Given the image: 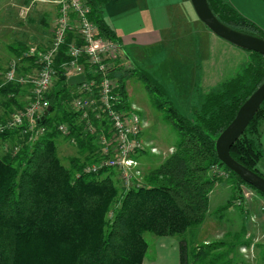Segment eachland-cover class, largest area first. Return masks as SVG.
Listing matches in <instances>:
<instances>
[{"label": "trees", "instance_id": "trees-1", "mask_svg": "<svg viewBox=\"0 0 264 264\" xmlns=\"http://www.w3.org/2000/svg\"><path fill=\"white\" fill-rule=\"evenodd\" d=\"M84 1L98 36L116 41L115 31L104 16L110 0ZM208 4L224 25L264 39V30L226 0H208ZM77 37L69 32L59 47L54 64L58 80L46 96L52 111L37 122V128H45V133L32 139L23 128L0 132V146L8 145L7 151L5 147L3 153L0 151V264H143L149 248L144 234L175 237L201 226L209 212L210 194L222 179H228L233 191L224 208L243 197V187L264 198L228 169L216 151L218 137L264 83L263 55L247 51L249 60L234 76L210 92L196 91L198 101L191 115L174 106L165 87L151 76L135 69L125 71L117 89L123 107L130 106L125 81L128 76L137 77L152 95L155 108L166 114L165 120L174 127L178 140L172 154L145 176L142 187L122 190L111 175L115 170L92 171L104 159L97 143L100 133L88 131L87 123L72 107L74 86L68 85L62 67L70 61L68 50ZM30 49L15 50L22 62L19 67L16 64L20 77L31 78L39 69L35 58L26 57ZM27 87L31 84L5 81L0 86L4 109L0 124L17 107H24L20 98ZM92 121L100 128L96 119ZM263 122L264 103L231 148L237 162L262 177ZM62 125L69 134L60 132ZM103 125V134L108 135L109 127ZM61 138L79 149L80 156L70 158V166L64 165L59 154ZM214 167L224 171L227 178L214 174ZM180 245V264H189L187 244L182 241ZM202 250L197 255L193 251L194 261L209 258L217 245L204 244Z\"/></svg>", "mask_w": 264, "mask_h": 264}, {"label": "crops", "instance_id": "crops-1", "mask_svg": "<svg viewBox=\"0 0 264 264\" xmlns=\"http://www.w3.org/2000/svg\"><path fill=\"white\" fill-rule=\"evenodd\" d=\"M226 1H231L234 6L230 4L237 11L264 30V2L262 0ZM25 7L29 8V12L25 18H22L19 13ZM57 15L58 7L55 0H0V47H6L14 56H17L15 50L21 48L24 50L25 47L48 48L53 40L54 22ZM104 16L115 31L116 41L123 56L117 61V67L121 62L124 65L123 68L145 72L161 84H166L162 69L165 67L171 69L174 66L171 64V57L179 56L178 58L191 63L193 79L197 74L202 73L204 81L211 83L216 80V75H218V78L221 77L219 80L222 81L221 84L229 79L222 78L228 72L224 68L235 67L231 71L238 72L250 58L246 50L214 35L199 20L190 0H110L105 6ZM9 40L11 43H8ZM1 48V65H6L8 61L5 62L2 58L8 57L4 53L1 55V50L4 49ZM237 62L241 64L240 68L236 66ZM118 69L121 70L119 67ZM29 74L31 75V73L27 75ZM131 79L133 78L128 81ZM2 84L4 81L2 82L0 78V86ZM197 88L194 81V92ZM126 90L129 102H131L127 85ZM21 95L20 102L24 106L30 98L31 91L23 92ZM261 140L264 149V122ZM260 164L263 165L262 170L264 171V158ZM217 187L218 185L215 186V188ZM257 199L261 198L257 197ZM248 204L250 213L241 216V229L246 230L244 235L248 244H242L237 248L240 249L239 257L233 258L231 264H243V249L249 250L254 246L259 257L251 260L250 263L264 264V241H262L264 238V214L260 211V204L256 206H251L252 203ZM253 217L256 220L252 221ZM210 230L212 229L210 228ZM228 234L226 232L224 236ZM250 236L256 237L254 243H252V239L248 238ZM202 240L204 244L209 245L210 238L199 241ZM216 245L218 253H221V250L227 246L229 247V245ZM169 254L170 257L164 258L162 255L153 263H147V258L143 264H180L178 253L176 255L173 251H169ZM227 264H230L229 260Z\"/></svg>", "mask_w": 264, "mask_h": 264}, {"label": "built area", "instance_id": "built-area-1", "mask_svg": "<svg viewBox=\"0 0 264 264\" xmlns=\"http://www.w3.org/2000/svg\"><path fill=\"white\" fill-rule=\"evenodd\" d=\"M55 3L58 7V15L54 22L51 45L43 50L32 48L26 53V57L36 59L39 69L31 78L17 77V63L13 62L4 74L5 83L18 82L23 86L31 84V95L22 109L9 113L5 123L0 124V132L23 128V133L32 134V139L45 133V128H37V122L50 107L46 96L58 80V73L54 67L56 57L59 47L66 42L68 33H75L78 37L70 44L68 50L70 61L63 65L62 70L67 78L85 74L86 80L71 90L72 107L80 113L82 120L87 123L86 129L91 133H99V128L93 125L92 119H96L105 129L103 123L109 127L108 135H99L101 136L100 148L102 153L106 154L111 147V152L113 148L119 155L111 161L103 159L98 165L92 167V171L103 168L117 169L127 190L131 189L133 184L140 188L145 183L144 180L138 181L143 179L139 157L147 147L141 136L148 127V122L135 107H123L121 102L122 98L117 91L118 85L113 80L112 73L115 62L121 58L119 44L98 36L97 26L88 17L90 7L84 0H55ZM28 12V7L23 8L21 17L25 18ZM80 59L83 61L80 62ZM97 76L100 78L98 79ZM2 113L4 109L0 104V114ZM105 129H102L103 133ZM59 130L63 134H69L63 125L59 127ZM110 138L113 139V143ZM151 152L158 154L159 151L153 147ZM212 171L222 177L226 176L219 167L212 168ZM245 189L249 188L243 187V197L238 200V203H242L245 198L251 200L254 196L255 191ZM260 211L264 214V201L261 203Z\"/></svg>", "mask_w": 264, "mask_h": 264}, {"label": "rangeland", "instance_id": "rangeland-1", "mask_svg": "<svg viewBox=\"0 0 264 264\" xmlns=\"http://www.w3.org/2000/svg\"><path fill=\"white\" fill-rule=\"evenodd\" d=\"M234 2L236 0H233ZM233 5L231 1H228ZM234 6V5H233ZM20 15V13H19ZM1 26V25H0ZM117 42V41H116ZM8 43H11L9 40ZM119 46V45H118ZM1 48V47H0ZM4 48V49H3ZM1 49V55L4 53L6 57L8 58H2L8 63L6 65L2 64V60H0V78L4 79V74L7 72L8 68L10 67L11 63L16 62L18 67L22 64L20 63V59L17 58V56H14V54L8 50L6 47H3ZM120 55L121 58H123L121 49L119 46ZM11 57V59H10ZM176 57H171V64L174 65L173 68L165 67L163 68V76L166 84L164 85L167 90V98L173 102V105L176 106L178 109H180L182 112H184L186 115H191L193 110V105L197 103V95L193 97L194 94L198 93H207L212 90L213 88H217L221 84L222 81H219L220 78H218V75H216V80L211 83H206L204 81V75L202 73H199L196 75V78L193 79V75L191 73L192 67L191 63L186 62L184 59ZM227 57V55H226ZM9 59V60H7ZM3 60V61H4ZM222 63H224L222 61ZM237 67L240 68V63H236ZM178 65V66H176ZM5 66V67H4ZM27 66V64H25ZM114 70H112L113 73V80L119 85V81L123 80V73L125 71H130V69L123 68L124 65L120 62L118 65L120 69L117 67V62H115ZM187 67H189L187 69ZM235 67H226L224 70L228 71L226 72L222 78H230L231 76H234L237 72L231 71ZM238 68V69H239ZM237 69V70H238ZM172 70V72H171ZM204 71V70H203ZM239 71V70H238ZM126 72V73H127ZM236 72V73H235ZM22 74V73H21ZM16 76L20 77L21 75L18 73V70L16 71ZM131 79L128 81V79ZM194 81L197 84V92H194L193 90V83ZM216 82V83H214ZM127 85V89L129 92V98H130V106L129 108H136L137 111L140 113V115L145 119L146 122H148V128L145 132L142 133L141 139L144 141L145 144H147L145 152L139 157V161L141 163L142 168V178L138 179L144 180L145 176L151 172L153 169L157 168L163 161H165L174 150V146L177 143L178 136L174 129V127L168 123L165 120L166 114L163 111H159L155 108L153 104V98L152 95L148 92L147 87L145 83L141 80H139L137 77H130L125 81ZM220 83V84H219ZM204 88V90H203ZM30 91V88L27 87L26 92ZM2 98H0L1 101ZM135 104L136 106L132 105ZM25 106V105H24ZM22 109V108H21ZM99 133L102 135L103 131L100 128L98 129ZM101 137V136H100ZM98 137V139H100ZM97 139V143L100 142V140ZM111 142L113 143V139L110 138ZM117 143V140H116ZM113 145V144H111ZM6 148H8V145H1L0 151L3 153ZM157 148L158 154H153L151 152V148ZM58 149L61 159L63 160L64 165H69V159L72 157L80 156L79 149L77 146L70 141L61 140L59 139L58 142ZM104 160L111 161L115 157H119L118 152L116 150H113L111 152V147L108 150V153L104 154ZM261 163V162H260ZM259 163V170L264 176V171L262 170L263 165ZM89 168H85V172L89 173L90 171H87ZM114 171V169H113ZM114 174H111L113 176V179L116 180L118 183V187H120L122 190L126 189V185L123 182L122 178L120 177V173L117 169H115ZM223 178H227L226 176H223ZM223 181L221 183H218V187L213 190V192L210 194V205H209V212L207 213V217L205 222L199 226L191 228L185 235L182 236H175V237H158L155 236L152 233H145L144 238L149 244L148 252H147V263H153L155 260L160 257L164 256V258L170 257L169 251H173L176 255L177 253L180 255V244L183 241L185 244H187V257L189 264H227V261L229 260L230 264L233 258L239 257V248L240 245H242L243 241H246L244 231L245 229H241V221H242V214L250 213V207L248 203H252V205H258L264 201V198H262L260 195H258L256 192L254 193V196H252L251 200H248L247 198L243 199L242 203H238V200L235 201L232 207L224 208L232 199L233 197V191L232 186L227 182L228 179H222ZM138 183V182H137ZM145 183V182H144ZM130 188H137L134 184ZM246 191H250L249 189H245ZM245 191V192H246ZM261 198L260 200L257 199ZM242 199V198H241ZM252 201V202H251ZM243 207L242 209L240 207ZM259 207V206H258ZM241 212V213H240ZM256 220L255 217H253L252 221ZM210 228L212 230H210ZM215 231L217 232L215 234ZM228 232L229 234L224 236V233ZM246 233V232H245ZM213 235V236H212ZM204 238H210L209 244H218V245H224L227 246V248L221 250V253L212 252L211 256L208 258L204 257L203 259H199L194 261L193 257V251L195 250L196 255L200 253L203 248V240L199 241ZM249 239H252V243L256 241L255 236L248 237ZM245 239V240H244ZM264 241V238L262 239ZM261 241V242H262ZM251 248V249H250ZM249 250L246 248L243 249L242 259L243 264H251V260L259 257L256 253V248L254 246L250 247ZM204 252L206 250L204 249ZM208 253V252H207ZM233 254V256H232ZM197 258V257H196ZM210 260H212V263H210Z\"/></svg>", "mask_w": 264, "mask_h": 264}, {"label": "water", "instance_id": "water-1", "mask_svg": "<svg viewBox=\"0 0 264 264\" xmlns=\"http://www.w3.org/2000/svg\"><path fill=\"white\" fill-rule=\"evenodd\" d=\"M199 20L216 36L246 51L264 56V39L235 31L224 25L211 10L208 0H190ZM85 74L71 76L67 79L69 86H78L85 82ZM264 103V83L242 105L232 123L216 140V151L219 160L245 183L264 194V177L241 165L231 156L232 146L245 133L250 122ZM52 107L44 113L42 120L49 115Z\"/></svg>", "mask_w": 264, "mask_h": 264}]
</instances>
